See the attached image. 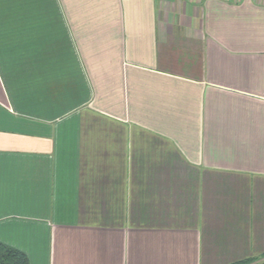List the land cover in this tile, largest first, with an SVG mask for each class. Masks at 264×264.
I'll return each instance as SVG.
<instances>
[{"label":"crops","instance_id":"obj_1","mask_svg":"<svg viewBox=\"0 0 264 264\" xmlns=\"http://www.w3.org/2000/svg\"><path fill=\"white\" fill-rule=\"evenodd\" d=\"M0 244L264 264V0H0Z\"/></svg>","mask_w":264,"mask_h":264},{"label":"trees","instance_id":"obj_2","mask_svg":"<svg viewBox=\"0 0 264 264\" xmlns=\"http://www.w3.org/2000/svg\"><path fill=\"white\" fill-rule=\"evenodd\" d=\"M247 263L248 262H242L236 264ZM0 264H28V259L22 252L0 244Z\"/></svg>","mask_w":264,"mask_h":264}]
</instances>
